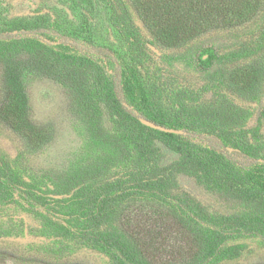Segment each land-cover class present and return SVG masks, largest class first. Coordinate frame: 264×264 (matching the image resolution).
I'll use <instances>...</instances> for the list:
<instances>
[{
	"label": "trees",
	"instance_id": "16d2710c",
	"mask_svg": "<svg viewBox=\"0 0 264 264\" xmlns=\"http://www.w3.org/2000/svg\"><path fill=\"white\" fill-rule=\"evenodd\" d=\"M100 2L120 31L129 60L116 52L102 62L70 44L56 43V36L40 26L25 28L54 43L22 36L19 30L24 28L18 27L9 30L11 36L0 37V68L8 90L0 120L16 131L33 130L22 74L31 70L56 79L74 91L93 140L112 150L122 164L114 178L103 168L76 177L82 203L65 242L104 254L109 264H231L250 252L249 240L264 250V104L258 124L249 128L248 108L241 103L256 102L264 81V0ZM131 9L172 50L156 53L166 66L180 63L202 78L203 90L186 89L180 96L175 119L159 108L147 88L142 73L145 44L153 41L136 33ZM139 116L215 136L222 147L151 128ZM105 119L115 133L105 130ZM233 151L248 161L240 162ZM183 176L237 208L217 214L191 199L180 190ZM13 191L12 177L0 166V202ZM147 204L153 210L143 209ZM28 247L32 253H7L10 261L28 264L41 257L45 264H62L73 253L65 243Z\"/></svg>",
	"mask_w": 264,
	"mask_h": 264
},
{
	"label": "rangeland",
	"instance_id": "374dc122",
	"mask_svg": "<svg viewBox=\"0 0 264 264\" xmlns=\"http://www.w3.org/2000/svg\"><path fill=\"white\" fill-rule=\"evenodd\" d=\"M131 14L132 26L142 40H152L161 55L172 51L156 39L134 9ZM38 26L55 35L56 43L70 44L76 51L102 62L113 59L116 52L130 59L120 31L110 22L107 5L100 0H0V37L11 36L9 30L18 27L24 28L19 30L22 36H35L54 43L36 33H28V27ZM145 46L142 73L147 88L159 108L175 119L180 112V96L186 89L203 90L202 78L180 63L166 66L149 43ZM116 79L119 80L117 76ZM22 80L34 129L16 131L0 120V166L14 181V191L0 202V236L4 237L0 240V264H14L7 255L13 249L32 253L28 245L55 248L63 243L73 253L62 264H109L104 254L77 246L71 240L70 244L66 243L64 234L73 230L77 209L82 203L80 186L74 182L76 177L83 178L103 168L107 169V176L114 178L122 172V164L117 162L112 150L93 140L91 126L71 87L31 70H24ZM259 92L256 102L241 101L248 108L246 127L249 128L258 124V112L264 104V81ZM7 93L0 68V107ZM104 127L108 133L116 132L110 120L105 119ZM260 128L264 138V124ZM185 131L189 137L222 147L215 136ZM229 151L232 153V149ZM233 156L240 162L248 161L242 153L234 152ZM179 185L186 196L199 200L217 214L237 208L193 178L180 177ZM31 200L35 204L32 205ZM158 208L167 209V206ZM143 209L153 210L149 204ZM248 243L250 252L231 264H264V250L253 241ZM44 262L38 257L28 264Z\"/></svg>",
	"mask_w": 264,
	"mask_h": 264
},
{
	"label": "water",
	"instance_id": "95a60500",
	"mask_svg": "<svg viewBox=\"0 0 264 264\" xmlns=\"http://www.w3.org/2000/svg\"><path fill=\"white\" fill-rule=\"evenodd\" d=\"M17 33H18V32L15 31V34H17ZM150 47H151V49H152L154 52H156L158 55H161L160 50H159L156 46L150 44ZM139 117H140V120H141V122H142L143 124H145V125H147V126H149V127H151V128L158 129V130H161V131H164V132H169V133L186 134V131H185L184 129H178V128L166 127V126L161 125V124H159V123H157V122H155V121H153V120H151V119H148V118H146V117H144V116H139Z\"/></svg>",
	"mask_w": 264,
	"mask_h": 264
}]
</instances>
